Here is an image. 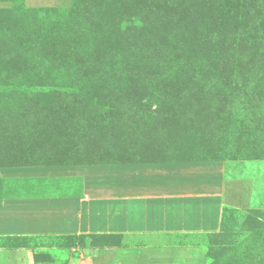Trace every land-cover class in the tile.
<instances>
[{
	"label": "rangeland",
	"instance_id": "rangeland-1",
	"mask_svg": "<svg viewBox=\"0 0 264 264\" xmlns=\"http://www.w3.org/2000/svg\"><path fill=\"white\" fill-rule=\"evenodd\" d=\"M237 1L0 0V164L220 160L218 231L109 242L264 264V3L249 9L253 51ZM215 62L226 83L201 74Z\"/></svg>",
	"mask_w": 264,
	"mask_h": 264
},
{
	"label": "crops",
	"instance_id": "crops-1",
	"mask_svg": "<svg viewBox=\"0 0 264 264\" xmlns=\"http://www.w3.org/2000/svg\"><path fill=\"white\" fill-rule=\"evenodd\" d=\"M226 192L220 160L1 163L0 264H188V245L109 241L216 232Z\"/></svg>",
	"mask_w": 264,
	"mask_h": 264
},
{
	"label": "trees",
	"instance_id": "trees-1",
	"mask_svg": "<svg viewBox=\"0 0 264 264\" xmlns=\"http://www.w3.org/2000/svg\"><path fill=\"white\" fill-rule=\"evenodd\" d=\"M258 1H263L264 0H238L237 1V10L235 13V16H237V22L234 26L235 30H238V35H239V45L241 50H253L256 51L257 47H258V40H257V36L255 35V33L252 31V29H249V22L252 19V14L250 13L249 9L253 8ZM211 14V12L209 11H205L204 13H202V17L206 18L209 17V15ZM98 24V23H97ZM227 24L222 23V28H226ZM98 26H100V24H98ZM262 30L264 32V27H262ZM198 39V38H197ZM198 41H200L198 39ZM197 41V45L199 46L201 43ZM253 59L255 57V52L254 54H252ZM215 66L213 67V71H208V70H204L202 71V75L204 77L207 78H216V79H222L223 82H227L226 80H228L227 75H226V68L225 67H220L219 62H215L214 63ZM175 91H177V93H175L174 95L171 96V98L173 99H179L182 95V93L184 92L182 90V88H177L175 89ZM223 218H224V209H223ZM223 220V219H222ZM95 237H97L98 235H93Z\"/></svg>",
	"mask_w": 264,
	"mask_h": 264
}]
</instances>
